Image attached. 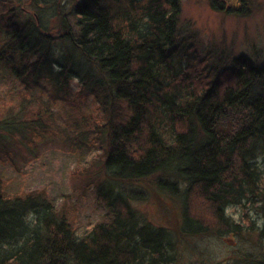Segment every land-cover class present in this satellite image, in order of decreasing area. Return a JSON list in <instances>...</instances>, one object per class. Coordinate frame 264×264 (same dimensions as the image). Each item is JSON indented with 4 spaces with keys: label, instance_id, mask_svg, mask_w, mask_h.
I'll return each instance as SVG.
<instances>
[{
    "label": "trees",
    "instance_id": "16d2710c",
    "mask_svg": "<svg viewBox=\"0 0 264 264\" xmlns=\"http://www.w3.org/2000/svg\"><path fill=\"white\" fill-rule=\"evenodd\" d=\"M209 4L236 16L251 9L247 0ZM181 7V0H0V72L25 85L21 103L43 91L44 80L65 95L72 79L95 80L92 112L64 98L63 139L99 140L109 177L96 186L104 220L81 236L45 192L11 197L0 180V264H264V65L258 54L204 56L196 36L181 30ZM37 103L26 122L53 124L51 102ZM6 118L0 131L8 137L31 129L24 117ZM152 178L180 205L178 229L147 222L131 206L145 195L126 186ZM231 207L241 209V221L227 214ZM208 234L243 237L250 249L221 262L184 247Z\"/></svg>",
    "mask_w": 264,
    "mask_h": 264
},
{
    "label": "rangeland",
    "instance_id": "374dc122",
    "mask_svg": "<svg viewBox=\"0 0 264 264\" xmlns=\"http://www.w3.org/2000/svg\"><path fill=\"white\" fill-rule=\"evenodd\" d=\"M225 1L228 5H236L241 0ZM247 1L251 5L250 14L236 16L212 9L209 0H181V30L196 36L198 50L204 56L212 51H224L231 55L246 54L251 57L258 54L254 57L255 63L264 65V0ZM178 60L183 59L179 57ZM44 76L50 77L49 74ZM94 84L93 79H72L68 95H65L62 91L56 93L53 85L44 80L41 83L43 91L31 94L23 104L21 97L26 96L23 94L25 85L0 72V116H6V120L10 117H24L26 119L23 124L31 128L27 127L24 137L15 134L11 138L8 137L11 136V131H0V138L6 136L5 141L0 144V180L4 182V190L11 197L33 191L45 192V198L56 211L67 214L80 236L104 220L106 210L97 199L96 186L109 180V177L102 172L105 154L99 140L73 146L63 139L66 137L64 127L68 126L69 111L65 103L71 98L80 103L85 112H92L99 105ZM39 97L44 102H51L49 108L55 115L53 124L46 122L47 125L43 126L26 122L33 112L42 108L37 103ZM65 97L69 98L65 100ZM4 102L7 103L6 107ZM153 182L152 178L143 184L126 186L129 190L145 195L144 200L131 201V206L147 222L178 229L181 220L180 205L171 196L158 192ZM226 212L236 221H241L240 208L231 207ZM258 226L262 228L263 223ZM231 238L234 240L210 234L190 237L185 241L184 247L195 249L196 258H201V253H206L215 261L224 262L238 250L250 246L243 237Z\"/></svg>",
    "mask_w": 264,
    "mask_h": 264
},
{
    "label": "bare ground",
    "instance_id": "6f19581e",
    "mask_svg": "<svg viewBox=\"0 0 264 264\" xmlns=\"http://www.w3.org/2000/svg\"><path fill=\"white\" fill-rule=\"evenodd\" d=\"M251 6V5H250Z\"/></svg>",
    "mask_w": 264,
    "mask_h": 264
}]
</instances>
